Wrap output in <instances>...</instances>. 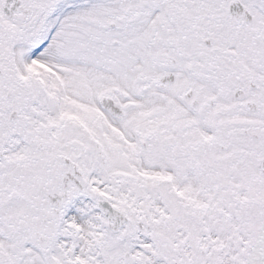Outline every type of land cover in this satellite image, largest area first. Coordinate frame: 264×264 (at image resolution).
<instances>
[{"label": "snow or ice", "instance_id": "snow-or-ice-1", "mask_svg": "<svg viewBox=\"0 0 264 264\" xmlns=\"http://www.w3.org/2000/svg\"><path fill=\"white\" fill-rule=\"evenodd\" d=\"M0 264H264V0H0Z\"/></svg>", "mask_w": 264, "mask_h": 264}]
</instances>
